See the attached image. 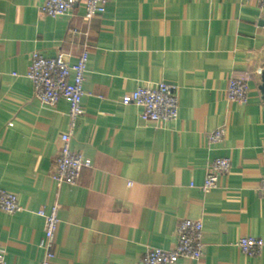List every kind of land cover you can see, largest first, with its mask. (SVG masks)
Segmentation results:
<instances>
[{"label":"crops","instance_id":"0c3cea01","mask_svg":"<svg viewBox=\"0 0 264 264\" xmlns=\"http://www.w3.org/2000/svg\"><path fill=\"white\" fill-rule=\"evenodd\" d=\"M45 0H0V188L22 212H0L6 264H40L44 221L56 195L60 225L54 264H141L148 249H172L181 221L204 225V256L178 264H264L241 253L264 240V12L241 0H114L87 21L40 12ZM88 52L82 108L71 150L93 163L59 191L50 172L69 106L42 105L27 73L31 55L70 63ZM231 78L248 82V102H229ZM177 88L179 118L147 124L122 104L140 87ZM226 130L212 145L210 135ZM231 161L219 188L201 189L211 163ZM193 185V186H191Z\"/></svg>","mask_w":264,"mask_h":264},{"label":"built area","instance_id":"2783aa9c","mask_svg":"<svg viewBox=\"0 0 264 264\" xmlns=\"http://www.w3.org/2000/svg\"><path fill=\"white\" fill-rule=\"evenodd\" d=\"M114 0H45L40 6L41 13L50 18L68 16L73 8L83 5L85 19L91 21L106 15L108 6ZM254 1L264 12V0ZM88 52H84L76 63H70L64 55L56 58H46L40 53L31 55V64L27 79L31 82L33 97L42 105L56 107L61 101L69 106V130L61 136V144L54 159L50 177L59 189L64 185L75 186L84 169L91 168L93 163L83 154L71 150V137L75 132L78 121L84 111L82 99L85 95L84 83L88 70ZM248 82L242 78H231L227 88L229 102H248ZM125 106L134 105L141 109V120L147 124L173 125L179 118V96L177 88L165 83H158L152 87H140L134 93L122 99ZM226 138L225 129H217L210 137L212 145L222 143ZM264 161V146L260 150ZM231 170V161L226 158L215 159L208 168L201 187L204 193L219 188L220 180ZM193 186V185H191ZM259 193L264 197V176L261 178ZM58 196L50 206L49 211L39 210L35 214L44 221L43 238L39 244L43 252L40 264H54L56 255L54 246L56 234L60 225V204ZM16 194L0 188V212L14 215L22 212ZM204 225L200 221L184 220L177 227V242L170 250L158 248L148 249L141 264H178L182 260L200 261L204 256ZM238 249L245 256L257 257L264 252V240L242 238L237 244ZM0 264H6L5 255L0 254Z\"/></svg>","mask_w":264,"mask_h":264},{"label":"water","instance_id":"95a60500","mask_svg":"<svg viewBox=\"0 0 264 264\" xmlns=\"http://www.w3.org/2000/svg\"><path fill=\"white\" fill-rule=\"evenodd\" d=\"M261 91H262V93H263V95H264V72H263V74H262V86H261Z\"/></svg>","mask_w":264,"mask_h":264}]
</instances>
